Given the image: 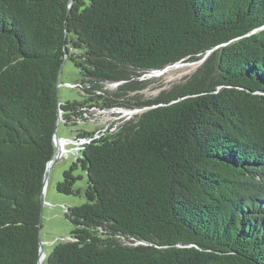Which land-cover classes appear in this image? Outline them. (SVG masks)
Segmentation results:
<instances>
[{
    "label": "trees",
    "instance_id": "16d2710c",
    "mask_svg": "<svg viewBox=\"0 0 264 264\" xmlns=\"http://www.w3.org/2000/svg\"><path fill=\"white\" fill-rule=\"evenodd\" d=\"M65 60L86 86L65 125L146 111L79 132L57 190L86 202L48 264H264V0H0V264H39ZM197 62L133 95L138 77Z\"/></svg>",
    "mask_w": 264,
    "mask_h": 264
},
{
    "label": "rangeland",
    "instance_id": "374dc122",
    "mask_svg": "<svg viewBox=\"0 0 264 264\" xmlns=\"http://www.w3.org/2000/svg\"><path fill=\"white\" fill-rule=\"evenodd\" d=\"M201 63L177 64L169 67L163 72H151L136 79L142 88L133 95H140L143 99H150L158 96L161 92L169 90L174 85L184 82L193 74ZM83 86L81 84L80 70L74 63L67 60L61 67L60 85L58 99L60 103L82 102L84 100ZM117 84H108L105 89L116 92ZM98 95V94H97ZM102 103V101L100 102ZM146 109L124 108H93L89 110L88 119L76 125L61 124L58 130V137L62 141L59 150V160L51 169L48 182L45 186V201L42 207V229L40 238L46 258L42 264H48V257L52 254L55 246L63 241H68L73 230L70 220L67 218L68 210L83 205L86 202L85 196H68L58 192L57 186L64 179V173L73 162L80 156L87 140L79 139V132L90 133L113 132L117 127L129 119L135 118ZM78 187L86 186V178L80 181Z\"/></svg>",
    "mask_w": 264,
    "mask_h": 264
},
{
    "label": "water",
    "instance_id": "95a60500",
    "mask_svg": "<svg viewBox=\"0 0 264 264\" xmlns=\"http://www.w3.org/2000/svg\"><path fill=\"white\" fill-rule=\"evenodd\" d=\"M73 1L74 0H72V3H73ZM71 7H72V4L70 5V9H71ZM209 54H210V52L208 53V55ZM66 61L67 60H65L64 63ZM197 63H201V62H197ZM163 71H165V70H163ZM163 71H161V72H163ZM60 77H61V70H60V73H59L58 79H57V92L59 91ZM61 107H62V103H60V101H59L58 102V120H57V124H56V131H55V134H54V145H55V148H56V154H55L54 158L50 161V163L47 166L45 177H44V188H45V186H46V184L48 182L51 169L57 164L58 160L60 159L58 154H59L60 148L62 147V141L59 139L57 133H58V130H59L61 124L63 123V120H62L63 111H62ZM44 191H45V189H43L42 196H41L42 207H43L44 201H45ZM41 229H42V213H41V218H40V231H41ZM39 256H40L39 264H42V261H43V259L46 258V255L44 253V249H43V245H42V242H41V238H40V255Z\"/></svg>",
    "mask_w": 264,
    "mask_h": 264
}]
</instances>
